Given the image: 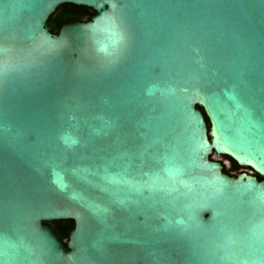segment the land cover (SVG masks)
<instances>
[{
    "label": "water",
    "instance_id": "95a60500",
    "mask_svg": "<svg viewBox=\"0 0 264 264\" xmlns=\"http://www.w3.org/2000/svg\"><path fill=\"white\" fill-rule=\"evenodd\" d=\"M0 264H264V0H0Z\"/></svg>",
    "mask_w": 264,
    "mask_h": 264
},
{
    "label": "trees",
    "instance_id": "16d2710c",
    "mask_svg": "<svg viewBox=\"0 0 264 264\" xmlns=\"http://www.w3.org/2000/svg\"><path fill=\"white\" fill-rule=\"evenodd\" d=\"M95 15L96 11L90 7L66 3L59 6L56 11L49 17L47 21V26L50 28V31L53 34H58L64 25L75 22L91 21ZM197 107L204 113L207 124L210 127V122L205 114L204 109L200 106ZM225 157L231 161V167H224L223 171L231 176H236L232 175L231 172L239 170L241 166L231 157ZM256 176L259 180H263V177H261L259 174L256 173ZM44 223L50 226L52 231L66 246L67 242L69 241L70 234L75 228V221L58 220Z\"/></svg>",
    "mask_w": 264,
    "mask_h": 264
},
{
    "label": "flooded vegetation",
    "instance_id": "af4514ba",
    "mask_svg": "<svg viewBox=\"0 0 264 264\" xmlns=\"http://www.w3.org/2000/svg\"><path fill=\"white\" fill-rule=\"evenodd\" d=\"M225 156L227 155H219L217 153H214L212 154L211 158L216 161V162H220L222 163V165L226 168H230L231 167V161L226 158ZM247 173L249 175H252V176H256V172L252 169V168H249V167H244V166H241V168L237 171H233L231 172L232 175H236L238 176L239 174L241 173ZM257 177V176H256Z\"/></svg>",
    "mask_w": 264,
    "mask_h": 264
}]
</instances>
